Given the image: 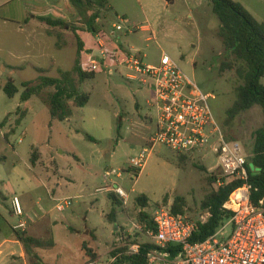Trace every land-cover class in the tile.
Instances as JSON below:
<instances>
[{"label":"rangeland","instance_id":"obj_1","mask_svg":"<svg viewBox=\"0 0 264 264\" xmlns=\"http://www.w3.org/2000/svg\"><path fill=\"white\" fill-rule=\"evenodd\" d=\"M234 1L240 2L257 21H264V0ZM57 3L58 0H0V121L12 113L7 122L12 117L14 128L8 133L0 131L2 230L16 237V232L27 231V227L15 229L20 222L29 225L31 220H58L63 226L52 232L59 241L57 249L39 253L30 244L28 264H59L61 260H67L66 264H111V252L117 247H125L131 254L134 244L151 243L153 240L143 232L146 221L159 207H173L177 198H182V215L206 222L210 213L201 205L206 195L217 188L209 180L215 174L210 170L217 166L209 149L182 160L168 147L156 145L141 171L132 166L131 159L142 149L151 150L148 143L155 129L156 110L148 102L151 91L125 77L131 71L118 66L119 52L140 51L143 62L150 65H159L163 53L169 55L202 93L214 95L209 104L218 126L226 138L240 142L247 153L253 147L255 131L263 123L262 107L255 105L230 124L225 123L227 110L236 100V88L243 80L237 72L239 64L226 51L218 34L220 21L210 0H176L174 4L165 0H108L96 22L98 33L81 23L75 8L73 14L55 16ZM97 9V5L92 6L93 12ZM37 13L62 18L69 26L53 27L50 35L46 24L33 19ZM75 28L81 29L80 38L88 49L81 53L82 68L90 70L93 58L102 66L94 79L80 85V90L90 95L86 106L73 107L70 121L55 120L50 127L49 100L55 88L48 87L23 102L22 84H35L44 76L59 78L61 71L73 68L78 55ZM56 34H61V39ZM100 41L109 55L107 61L92 54L100 48ZM106 64L114 69L112 74L104 67ZM75 78L78 80L77 74ZM9 79L19 89L13 98L3 90ZM69 104L74 106L73 100ZM19 108L28 109L29 114L18 125ZM33 146L45 153L35 149V167L30 162ZM113 170L120 176L106 178V173ZM114 184L129 195L127 205L116 194L120 206L112 199L113 193L96 192ZM15 194H24L31 213L22 217L14 214L9 195ZM142 195L148 197L146 208L137 202ZM63 198H71L72 205L58 212L56 206ZM142 210L150 217L146 221L140 216ZM7 224L14 228L7 229ZM46 229L45 234H37L43 237L44 244L51 240ZM13 258L19 259L18 252Z\"/></svg>","mask_w":264,"mask_h":264},{"label":"built area","instance_id":"obj_2","mask_svg":"<svg viewBox=\"0 0 264 264\" xmlns=\"http://www.w3.org/2000/svg\"><path fill=\"white\" fill-rule=\"evenodd\" d=\"M116 28L122 30L120 25ZM98 44V52L106 61L104 43L100 41ZM119 55L118 66L131 71L125 77L151 91L148 102L156 110L155 129L148 143L151 150L142 149L131 159L132 166L141 171L156 145L166 146L180 155H196L209 149L217 159V166L210 170L217 176L215 186L236 179L244 181L223 205L228 216L212 235L201 242H190L198 231L199 222L175 214L170 205L159 207L153 216L154 228H144L143 231L153 240L151 244L157 246L147 254L148 264H264V199L258 206L251 201L247 168L249 154L240 142L227 139L218 126L209 104L214 95L202 93L166 53H163L159 65L145 64L140 51L136 54L120 51ZM101 66L102 63L93 58L90 70L98 71ZM104 67L109 74L114 72L109 64ZM111 175L120 176V173L115 170L107 172L106 178ZM96 192H113L125 205L129 201V195L117 184L98 188ZM58 202V212L72 205L71 198ZM12 207L16 216L24 215L17 195L12 197ZM15 229H26V223L20 222ZM169 245L180 247L176 255L172 256ZM140 249L141 244H134L131 255L139 254Z\"/></svg>","mask_w":264,"mask_h":264},{"label":"trees","instance_id":"obj_3","mask_svg":"<svg viewBox=\"0 0 264 264\" xmlns=\"http://www.w3.org/2000/svg\"><path fill=\"white\" fill-rule=\"evenodd\" d=\"M168 4H174L176 0H165ZM212 11L220 21V29L218 34L222 39L223 45L227 52L234 57V62L238 63L237 72L243 83L236 88V100L233 105L227 110L226 124H230L239 114L245 112L255 105H260L263 112V123L254 133V143L251 151H249L248 183L251 185V201L255 206L264 199V21L259 22L255 17L240 3L234 0H210ZM71 4L77 10L80 21L89 31L98 33L96 26L97 20L100 18V10L106 8L108 0H70ZM97 5L98 9L93 12L92 6ZM37 19L49 26L67 28L69 24L62 19H54L51 16H38ZM48 29V33L53 35ZM80 28H75L74 33L77 38L78 55L73 68L69 71H61L59 78L41 77L35 84L34 82H23L24 91L21 95V101L26 102L33 96L39 95L44 89L54 87L55 92L49 100L51 118L58 121L68 120L73 116L72 106L69 104L73 100L74 106L78 108L85 107L90 100V95L80 90V85L88 79L96 77V71L84 70L81 66L80 57L84 51L85 45L79 36ZM57 39H61V34L55 35ZM57 46L62 48L61 43L57 42ZM101 61L102 58L97 57ZM229 63L228 67L232 68L233 64ZM77 74L78 80L75 75ZM4 92L13 98L19 89L13 79H9L3 87ZM21 116L17 119V124L22 122L25 116V111L20 108ZM8 117L1 123L2 127L7 123ZM88 139L92 140L90 136ZM228 139V138H227ZM230 140V139H229ZM187 155H181V159ZM38 161V154L35 149L32 150L31 163L35 165ZM217 176L212 174L209 180L215 185ZM244 183L241 179H236L218 186L212 190L202 202V208L208 210L210 217L204 223L199 222V228L190 242L197 243L204 241L212 235L218 228L220 223L228 216L223 210L224 203L228 200L230 194L242 186ZM112 199L118 206L121 201L116 195L111 194ZM182 198H177L173 204V212L175 214H183L182 207L179 202ZM137 202L142 208L148 207V197L142 195L137 198ZM115 211V208H114ZM140 216L143 221L150 217L140 211ZM153 218L146 221L145 229H153ZM2 231V222L0 215V232ZM16 237L24 244L28 252L30 244L43 245L41 240H37L25 234L16 232ZM157 246L146 242L141 244L139 254L131 255L127 253V248L117 247L111 252L114 262L111 264H148L147 254L151 249ZM168 250L172 256L176 255L180 250L179 246L169 245Z\"/></svg>","mask_w":264,"mask_h":264},{"label":"crops","instance_id":"obj_4","mask_svg":"<svg viewBox=\"0 0 264 264\" xmlns=\"http://www.w3.org/2000/svg\"><path fill=\"white\" fill-rule=\"evenodd\" d=\"M57 6H58V9H57V11L54 12L55 16L61 17V16H63V13H67V14L68 13L69 14L75 13L74 6L71 4L70 0H58ZM64 10H65V12H64ZM38 16H49V15H47V14H38L37 13V14L33 15V19H37ZM54 19H58V18H54ZM44 24H46V23H44ZM48 29H49V26H48L47 30ZM145 29H148V28H145ZM79 36H80V34H79ZM87 50L88 49L85 46L84 51H82V53H84ZM121 50H124V49H121ZM98 51H99V48H98V50H94L92 54L94 56H96V55L99 54ZM117 51H119V50H114L113 52H117ZM127 51H129V50H127ZM104 57H106L105 59L107 61L108 58H109V55L107 53H105ZM26 102H28V101H26ZM24 105L26 106L27 104H24ZM73 107H75V106H72V109H73ZM24 111L26 112L25 116H24V118H25L29 114V110L27 109V110H24ZM10 114H12V113H8L7 117ZM19 117H20V115H19ZM11 119H12V117H10V121H8L5 125L0 127V131L1 132H2V130H7L6 133H8L9 131H11V132L14 131V128L12 127ZM23 120L24 119H22L21 124L23 123ZM70 120H71V118H69L68 120H65V121H70ZM53 121H55V120L52 119V121L49 124L50 127L52 126V122ZM65 121H61V122H65ZM0 122H2V121H0ZM0 126H1V123H0ZM37 148L38 147H34L33 146V149H37ZM39 151H40V149H39ZM40 153L43 154V155L45 154L42 151H40ZM30 162H31V159H30ZM32 166L35 167L36 164L32 165ZM110 193H113V192H110ZM13 196L14 195H9V198H12ZM17 196L21 200V204H22V207H23V210H24V215L31 213L32 208H30L29 202L24 197V194L17 195ZM3 197H4V195H3ZM33 209H34V206H33ZM7 225H8L7 229L14 228L13 226H10L9 224H7ZM62 226H63V222L60 223L58 220L46 219L43 222L31 220L29 225L26 224L27 231L24 232V234H25V236H28V237H31V238H34V239H37V240H41L44 243L43 237H41V235H37V234L39 233V231L41 233L43 231L42 234H45V231L47 230L46 227H48L49 228L48 229L49 230L48 234H49V236H51V240L48 242V244H43V245L40 246V245L32 243L31 245L33 246L32 249H34L35 252H39L40 250H42V252H46V251L51 252V250L57 249V247L59 245V241L55 239L54 233H52V232L54 230H58V228H60ZM41 228H42V230H41ZM42 236H45V235H42ZM15 252H18L19 259H14L13 258V255H15ZM39 253H41V252H39ZM27 255L28 254H27L26 248L24 247V244L21 241H19L17 239V237H14L12 233L9 234V233L5 232V230H2L0 232V264H4L5 262H9L10 264H18V263L19 264H28ZM41 257H42V261H44L45 257L44 256H41ZM66 261L67 260H65V261L61 260V262L59 264H66L67 263ZM46 264H58V262L52 261V262H48Z\"/></svg>","mask_w":264,"mask_h":264},{"label":"water","instance_id":"obj_5","mask_svg":"<svg viewBox=\"0 0 264 264\" xmlns=\"http://www.w3.org/2000/svg\"><path fill=\"white\" fill-rule=\"evenodd\" d=\"M97 56H98L99 58H101V57H102V54H101V53H99Z\"/></svg>","mask_w":264,"mask_h":264}]
</instances>
